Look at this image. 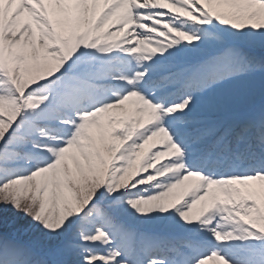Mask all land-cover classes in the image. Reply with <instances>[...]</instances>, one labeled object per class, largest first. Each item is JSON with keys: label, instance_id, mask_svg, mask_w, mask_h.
<instances>
[{"label": "snow or ice", "instance_id": "snow-or-ice-1", "mask_svg": "<svg viewBox=\"0 0 264 264\" xmlns=\"http://www.w3.org/2000/svg\"><path fill=\"white\" fill-rule=\"evenodd\" d=\"M0 264H264V0H0Z\"/></svg>", "mask_w": 264, "mask_h": 264}]
</instances>
